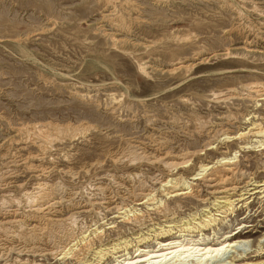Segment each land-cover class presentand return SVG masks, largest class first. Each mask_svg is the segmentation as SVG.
<instances>
[{
	"label": "rangeland",
	"instance_id": "rangeland-1",
	"mask_svg": "<svg viewBox=\"0 0 264 264\" xmlns=\"http://www.w3.org/2000/svg\"><path fill=\"white\" fill-rule=\"evenodd\" d=\"M229 1L114 0L107 7L104 0H0V179H4L0 182V207L3 201L24 199V193L34 192L38 184L44 185L53 200L62 197L65 204L71 200L69 210L86 202L95 185L108 184L118 194L138 186L139 181L150 186L155 176L167 172L158 165H130L126 158L120 159L127 144L144 147L158 157L166 152L180 155L202 150L210 140L205 130L217 129L219 124L225 123L224 128L235 133L245 128L251 117L264 123L262 103L214 99L215 94L228 89L243 93V86L264 84L263 56L242 51L250 36L232 31L241 21L252 24L254 33L264 38V13H251L247 0ZM256 2L264 12V0ZM236 8L243 19L235 15ZM110 13L113 18L122 16L128 26V32L117 37L125 41L124 47L112 46L104 36L114 32L102 19ZM141 43L150 47L143 49L138 46ZM227 49L231 55L223 56ZM200 61L188 71L166 72L179 63ZM142 64L154 69L143 72ZM228 115L236 120H222ZM49 123L91 129L73 138L59 137L45 153L25 136H15L19 128ZM204 126L207 129H202ZM215 146L217 149L194 159V167L179 173L191 176L196 166L212 164L237 149L234 143L227 148ZM239 161L244 171L255 173L258 182L264 181L255 154L241 153ZM136 174L139 179L131 180ZM259 198L221 214L225 218L216 223L217 234L211 236L212 229L206 233L221 238L240 230L241 224L248 225L242 232H250L241 235L249 241L244 259H264V246L260 245L262 252H256L264 233V198ZM166 202L176 220L186 219L202 207L189 198ZM69 210L62 208V217L66 218ZM142 211L147 225L151 220L160 223L154 212ZM115 212L106 216L79 214L74 222L75 236L79 237L80 231L105 228L103 222L114 223L122 236L129 235L132 226L113 218ZM1 213L0 209V220ZM29 226V222L23 226L24 232ZM106 233L104 243L116 238L115 233ZM47 244L45 241L41 247L50 248ZM236 253L225 257L231 260ZM34 259H43L38 261L41 264H59L49 256Z\"/></svg>",
	"mask_w": 264,
	"mask_h": 264
},
{
	"label": "bare ground",
	"instance_id": "bare-ground-1",
	"mask_svg": "<svg viewBox=\"0 0 264 264\" xmlns=\"http://www.w3.org/2000/svg\"><path fill=\"white\" fill-rule=\"evenodd\" d=\"M155 1L162 2V0ZM104 2L107 7L114 4V0H104ZM244 2L251 4V13L260 14V16L264 13L256 0ZM229 5L227 4L228 8ZM234 12L238 19H243L239 8L234 9ZM121 17L113 18L111 13L102 15L103 21L114 29V32L104 35L107 36L112 46L125 45L124 40L117 38L128 32V26ZM253 28L252 24L247 25L239 21L233 25L232 31L238 34L247 32L245 35L250 38L245 37L242 51L260 54L264 58V38L260 37L259 33H254ZM138 46L143 49L150 47L142 43ZM222 55L230 56V50H225ZM201 61L199 63H179L166 72L173 74L180 70L188 71ZM139 68L143 72L146 68L154 69L152 66L146 67L143 64ZM241 90L243 93L228 89L224 93L215 94L214 99L217 100L216 102L238 99L248 100L256 105L264 104V84L250 83L243 86ZM225 117L222 120H227L229 123L230 120H236L231 115ZM256 118L257 116L246 119L249 122L247 126L235 133L225 129V123L217 124V129L205 130L210 140L205 143L202 150L195 152L189 151L180 155H171L166 152L162 157H158L156 154L147 153L144 147L127 144L124 152L126 157L122 154L123 158L120 156V159L126 158L130 165L132 162L158 165L167 172V175L162 173L155 176L150 186L139 181L138 186H133L118 194L112 192L108 184L106 186L95 185L90 188L91 193L87 195V201L73 205L70 210L69 207L73 203L71 200L68 201L70 205L67 203L66 205L62 197L53 200L44 185L40 184L35 187L34 192L24 193V199L1 202L0 209L3 218L0 220V226L8 225V228L5 226L0 228V264H41L38 261L43 259L36 261L34 258H45L46 256L59 264L67 261L71 264H264V259H244L247 255L244 247L249 241L241 235L250 231L242 232V229L250 226L241 224L240 230L223 235L221 238L214 235L213 237L216 236V238L212 237V239L209 235L217 234L214 228L221 223V219L225 218L221 214L229 210L233 212L240 204V207L248 206L257 197L264 198V181L258 182L253 177L255 173L252 175L244 171L239 161L241 153L255 154L260 162L258 169H261L264 174V161H262L264 159V123L262 119L258 122ZM207 127L204 126L202 129H207ZM89 128V126L82 128L70 125L54 126L49 123L19 128L15 136H25L29 141L37 143L39 150L45 153L59 137L73 138ZM215 143L225 145L226 148L228 144L234 143L237 149L227 156L222 155L212 164L196 166L191 176L185 177L179 173L180 170L187 171L190 167H194V159L198 156H204L207 151L217 149L216 146L214 147ZM139 177L140 175L136 174L130 179L137 180ZM4 178L6 179V176ZM3 180V178L0 179V182ZM156 193H159L160 198ZM187 198L196 201L202 207L199 211L187 215L186 219L176 220L174 210L169 208L166 201ZM117 200L120 203H117ZM124 202H129L132 206ZM63 206L71 212L66 218L62 217ZM139 206L144 207L138 208ZM176 207L181 208L179 204H176ZM144 208L154 212L159 217L160 223L155 224L151 220L150 225H147L145 221L147 216L142 211ZM110 211H116L117 216L113 218H120L119 222L132 226L128 228L129 235L122 236V230H118L117 225L103 222L105 228H101L102 230L95 225V229H88L89 232L80 231L79 237L75 236L74 222L79 214L94 212L96 216H103ZM216 217L219 219H215ZM28 222L31 226L27 228V232H24L26 229H23V226ZM217 222L219 223L216 224ZM9 225H13V231H10ZM14 225L18 228L15 230L19 231L14 230ZM210 230L211 232L207 234L206 232ZM107 231L115 233L116 238L104 243L105 238L108 237ZM45 241L50 248L41 247ZM13 242L18 245H13ZM260 245L264 246V233L257 241L256 252H262L263 248ZM235 252L237 253L231 257V260L225 257Z\"/></svg>",
	"mask_w": 264,
	"mask_h": 264
}]
</instances>
